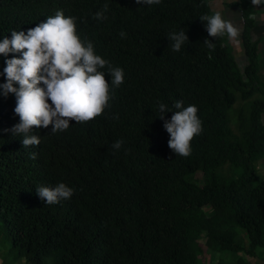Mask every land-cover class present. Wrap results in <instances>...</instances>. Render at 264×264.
I'll use <instances>...</instances> for the list:
<instances>
[{
  "label": "trees",
  "instance_id": "1",
  "mask_svg": "<svg viewBox=\"0 0 264 264\" xmlns=\"http://www.w3.org/2000/svg\"><path fill=\"white\" fill-rule=\"evenodd\" d=\"M105 3L98 22L92 16ZM236 5L241 66L228 35L210 37L199 18L214 14L211 0H0V39L62 10L78 18L96 54L125 73L102 115L55 134L51 125L34 127V147L10 131L20 121L16 98L0 88V244L25 264L264 262V64L252 40L251 0ZM182 28L188 42L175 52L167 34ZM13 55L20 53L0 55V85ZM177 100L196 105L202 121L188 157L168 147L157 115L162 102L170 119ZM116 140H123L118 151ZM60 182L75 190L71 199L45 204L36 188Z\"/></svg>",
  "mask_w": 264,
  "mask_h": 264
},
{
  "label": "clouds",
  "instance_id": "2",
  "mask_svg": "<svg viewBox=\"0 0 264 264\" xmlns=\"http://www.w3.org/2000/svg\"><path fill=\"white\" fill-rule=\"evenodd\" d=\"M141 5H158L161 0H135ZM254 7L264 5V0H251ZM108 4L96 11L92 18L96 21L106 19ZM206 22L205 28L210 37L218 38L225 33L235 39L240 29L225 20L220 12L199 17ZM255 19V16H251ZM77 17L65 16L57 10L53 16L25 31H11V38L0 39V55L20 53L6 59L4 74L6 82L0 85L6 96L15 94L14 112L19 116V123L12 126L13 135H21L22 146H38L40 136L33 134V128H48L51 132L66 131L70 121L84 123L95 119L110 108L114 98V89L124 83V70L96 54L92 41L81 36L77 31ZM124 38L126 33H119ZM171 49L179 52L188 42L185 30L172 31L167 34ZM209 49L214 43L205 38L203 41ZM107 69V71H104ZM105 72L111 76V82L105 79ZM14 84H18L15 87ZM49 100L51 103H49ZM177 109L170 119L164 114L170 109L165 103L158 102L157 112L163 127L169 134L168 147L175 155L188 157L192 152L191 141L202 133V121L197 115L194 104L184 106L182 100L173 104ZM113 119H118L113 116ZM123 140L112 144L113 150H120ZM36 153L30 154L32 159ZM74 189L63 182L54 187L39 186L38 197L45 204L53 205L61 200L71 199Z\"/></svg>",
  "mask_w": 264,
  "mask_h": 264
},
{
  "label": "crops",
  "instance_id": "3",
  "mask_svg": "<svg viewBox=\"0 0 264 264\" xmlns=\"http://www.w3.org/2000/svg\"><path fill=\"white\" fill-rule=\"evenodd\" d=\"M237 1L238 0H211V3H213V6L215 8L213 11H221L222 15L225 16V20L231 21L235 27L241 30L243 28V23L241 12L236 5ZM253 15L255 16V19H253L254 33L252 40L258 42L261 61L264 64V5H260L258 7L253 6ZM236 39L240 41L238 38Z\"/></svg>",
  "mask_w": 264,
  "mask_h": 264
},
{
  "label": "rangeland",
  "instance_id": "4",
  "mask_svg": "<svg viewBox=\"0 0 264 264\" xmlns=\"http://www.w3.org/2000/svg\"><path fill=\"white\" fill-rule=\"evenodd\" d=\"M211 6H212V9L214 10L215 8L213 6V3H211ZM213 12L215 13V11H213ZM219 12L222 14L221 11H219ZM222 17L224 18L225 16L222 15ZM242 23H243V21H242ZM242 25H240V26H242ZM228 39L231 42V44L233 45L234 51L239 50V51H236V54H237V60H238L239 66H241L242 61H244L243 54H242V44L236 38L231 39L228 37ZM234 105H236V104H234ZM242 106H243L242 102L238 101L236 107L242 108ZM258 164H259L258 176L259 177L264 176V159H261ZM222 171L223 170L221 169L220 172H222ZM0 239L2 241L4 240L2 235H0ZM203 240L204 239H200V246L203 249V253L201 256H199V258L201 261L206 262V261L210 260V253H209V250L204 246ZM5 242H6V244H0L1 245L0 246V264H3V263L4 264H25V262L22 258L15 255L13 248L10 247L8 242L7 241H5ZM261 264H264V262Z\"/></svg>",
  "mask_w": 264,
  "mask_h": 264
}]
</instances>
